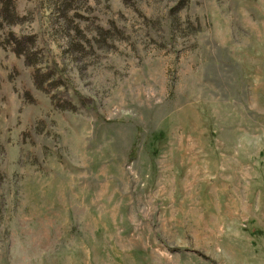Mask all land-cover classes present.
I'll return each instance as SVG.
<instances>
[{
  "label": "rangeland",
  "instance_id": "1",
  "mask_svg": "<svg viewBox=\"0 0 264 264\" xmlns=\"http://www.w3.org/2000/svg\"><path fill=\"white\" fill-rule=\"evenodd\" d=\"M14 1L0 264H264V0Z\"/></svg>",
  "mask_w": 264,
  "mask_h": 264
},
{
  "label": "trees",
  "instance_id": "2",
  "mask_svg": "<svg viewBox=\"0 0 264 264\" xmlns=\"http://www.w3.org/2000/svg\"><path fill=\"white\" fill-rule=\"evenodd\" d=\"M0 19L3 20V22H6L7 25L14 26L19 23V16L16 14V7H15V1L14 0H0ZM24 39L21 44H15L16 47L13 49L14 53L18 57H24L26 65L29 67H36L35 64L30 60V56L26 54L24 49H27V47L24 44ZM17 41V40H16ZM36 85L43 89V85L36 81ZM0 87H1V78H0ZM137 146L134 147L132 150V155L135 152Z\"/></svg>",
  "mask_w": 264,
  "mask_h": 264
}]
</instances>
